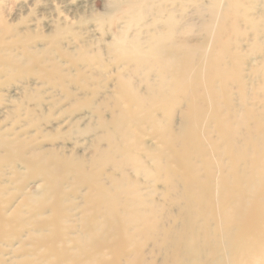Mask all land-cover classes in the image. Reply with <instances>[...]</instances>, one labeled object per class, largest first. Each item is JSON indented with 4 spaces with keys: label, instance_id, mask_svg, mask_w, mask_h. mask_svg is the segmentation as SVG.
Here are the masks:
<instances>
[{
    "label": "bare ground",
    "instance_id": "bare-ground-1",
    "mask_svg": "<svg viewBox=\"0 0 264 264\" xmlns=\"http://www.w3.org/2000/svg\"><path fill=\"white\" fill-rule=\"evenodd\" d=\"M197 1H129L98 49L64 48L62 25L40 47L2 30L0 79L21 85L0 106L31 129L0 128V264H154L148 247L158 264H264V13ZM55 110L81 153L45 148Z\"/></svg>",
    "mask_w": 264,
    "mask_h": 264
},
{
    "label": "rangeland",
    "instance_id": "rangeland-1",
    "mask_svg": "<svg viewBox=\"0 0 264 264\" xmlns=\"http://www.w3.org/2000/svg\"><path fill=\"white\" fill-rule=\"evenodd\" d=\"M129 1L134 0H118L120 6L117 8L113 7L111 0H0V34L6 26L10 30V32L4 35L6 42L10 43V40L13 39L12 34H14L17 39L20 38L22 40L27 39L26 36H28L31 38L29 42L30 46L40 47L42 43L39 41V37H50L53 34L55 26L62 25L70 31V33L68 32L69 34H66L63 38L62 46L64 48L72 49L77 44H92V49L102 48L103 44L110 41L111 35L120 32L121 27H126L127 18H125V11L127 9V2ZM210 3V0H198L195 4H189V7L192 9V12L198 13V9H207ZM254 13H256L255 16L264 13V0H257V3L254 4ZM182 24H192L194 30H197L199 27V22H192L189 17L184 18ZM241 28L243 30L245 26L242 24ZM248 49L247 42H244V52H247ZM18 52H20V50H16L14 54ZM259 53L260 50L258 49L253 60L261 64V56ZM243 68L245 69V66H243ZM83 70L90 71L86 68ZM100 81L101 78L94 77L92 83L98 84ZM0 83L2 85V90H0V103L6 104V99L9 95L15 94L16 98L19 96L16 92V88L21 85L19 81L14 80L7 83L6 78H1ZM112 84L113 82L109 83L110 88ZM198 84L201 89L200 92H204L205 86L203 87V81ZM6 88H10V93L5 91ZM42 90L46 89L42 88ZM56 95L57 98H59L58 93H56ZM19 99L22 98L19 97ZM199 104L207 110V105L204 102ZM28 105L30 106V104ZM3 106L4 105L0 106V128L6 130H17V128L20 130L25 129L26 126H22L28 117L25 115L24 110L17 109L11 111L10 107L4 109ZM44 116L47 122L52 123L47 125V122H40L38 126L45 130L44 133L56 137L54 142H46L45 148L60 147L70 149L73 147L77 148L76 150L78 153H81L80 151L86 146L87 141L82 142L76 140V130L70 127L71 124L68 122V119H65L66 115L61 116V114H57L55 110L51 113H46ZM84 121L86 120L80 121L79 128L83 127ZM62 139H66V141ZM141 139L148 140L143 137H141ZM79 148H81V150H79ZM90 151L91 150H84L86 154ZM183 159L182 157L181 160ZM5 171L6 167H3L0 171L1 178L7 176L2 175ZM32 185L33 182L30 183V186ZM168 209L172 210V212H177L173 206L168 207ZM127 245L128 244H125V248L129 249L130 247H127ZM131 249L132 245L130 250ZM148 249L149 247L145 248L147 260L152 263L154 261V264L160 263L161 256L151 255Z\"/></svg>",
    "mask_w": 264,
    "mask_h": 264
}]
</instances>
